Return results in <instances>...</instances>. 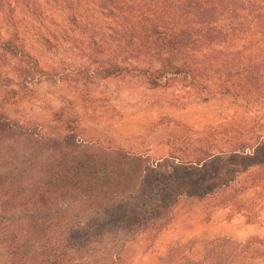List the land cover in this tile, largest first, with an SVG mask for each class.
<instances>
[{
  "label": "trees",
  "instance_id": "obj_1",
  "mask_svg": "<svg viewBox=\"0 0 264 264\" xmlns=\"http://www.w3.org/2000/svg\"><path fill=\"white\" fill-rule=\"evenodd\" d=\"M36 1L0 0V10H18L16 18L21 22H14L15 32L0 40V63L5 67L0 72V144H9L8 150L0 148V250L10 256L9 264H23L25 257L31 256L34 240L46 232L51 208L59 196L86 195L91 199L103 191L108 201L116 198L114 203L129 202L127 192L117 194L127 184L112 177L131 176V163L140 160L121 150L83 147L76 121L66 120L62 108L51 113L61 128L50 131L46 117L22 119L12 111L13 104L30 95L28 86L43 72L39 66L44 54L36 53L44 44L31 21L51 16L47 10L42 14L34 10L31 3ZM53 1L56 5L51 7L52 14L61 17L59 11H64L62 21L70 22L72 28L65 26L60 35L57 31H51V35L76 45L81 62L74 65L88 66L84 70L87 73L91 66H98L106 77L135 74L153 88L168 87L181 78L201 88L204 100L220 96L249 109L264 103V0ZM98 8L107 19V29L94 20L93 11ZM252 124L261 126L256 118ZM16 144L26 152L23 162L16 155ZM250 149L253 153H247ZM218 153L202 151L193 160L178 157L180 164L175 163L177 157H170L174 161L165 170L142 167L140 172L154 174L160 190L173 191L190 181L191 171L186 170L195 159L201 165L194 167L198 173L214 175L227 158L242 164L238 174L247 177L219 182L210 188V194L219 201L228 199L224 194L230 189L264 196V134L227 140ZM99 158L104 161L99 162ZM108 159L114 167L103 164ZM112 188L115 191L108 194L106 189ZM199 197L198 191L183 190L168 207ZM162 207L157 203L149 208ZM38 251L39 264H64L66 256L77 248L59 241L52 248L43 246Z\"/></svg>",
  "mask_w": 264,
  "mask_h": 264
},
{
  "label": "rangeland",
  "instance_id": "obj_2",
  "mask_svg": "<svg viewBox=\"0 0 264 264\" xmlns=\"http://www.w3.org/2000/svg\"><path fill=\"white\" fill-rule=\"evenodd\" d=\"M45 2L31 3L40 14L47 10L51 16L31 21L44 44L36 53L44 54L39 66L43 72L36 83L28 86L30 95L13 104L12 111L22 119L46 117L45 127L50 131L61 128L51 113L62 108L66 120L76 121L83 147L121 150L140 160L131 163V176L112 177L127 184L116 192L119 196L127 192L129 202L114 203L116 198L108 201L103 191L91 199L86 195L59 196L51 208L46 232L34 240L31 256L22 263L39 264L38 250L43 246L52 248L60 241L77 248L66 256L64 264H264V196L230 189L224 194L228 199L219 201L209 191L219 182L247 177L238 174L242 164L225 158L214 175H204L195 170L200 165L195 159L186 170L191 171L190 181L173 191L160 190L154 174L140 172L142 167L165 170L174 161L170 157H177L175 163L180 164L178 157L193 160L202 151L217 155L227 140L264 134V103L249 109L230 98L204 100L201 88L181 78L168 87L153 88L135 74L106 77L98 66H91L87 73L84 70L88 66L74 65L81 62L76 45L51 35V31L59 34L65 26L72 28L70 22L62 21L65 12L59 11L61 17L52 14L51 7L56 3ZM18 14L16 9L0 10V40L15 32ZM93 15L108 28L101 8ZM20 23L17 21V25ZM3 66L0 63V72L5 70ZM1 79L2 75L0 84ZM254 118L259 128L252 124ZM8 146L0 144L1 150H8ZM16 148L19 162L25 161L26 152L21 145L16 144ZM103 164L114 167L110 159ZM187 189L200 192V197L168 207ZM106 191L112 194L115 190ZM232 200L238 204H231ZM157 203L163 209L149 208ZM9 259L0 250V264H9Z\"/></svg>",
  "mask_w": 264,
  "mask_h": 264
}]
</instances>
